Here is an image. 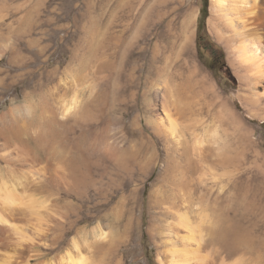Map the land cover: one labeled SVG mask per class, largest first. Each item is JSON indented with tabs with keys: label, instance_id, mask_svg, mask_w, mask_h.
I'll list each match as a JSON object with an SVG mask.
<instances>
[{
	"label": "rangeland",
	"instance_id": "374dc122",
	"mask_svg": "<svg viewBox=\"0 0 264 264\" xmlns=\"http://www.w3.org/2000/svg\"><path fill=\"white\" fill-rule=\"evenodd\" d=\"M211 7L212 0H0V71H10L8 83L28 80L0 96V114L73 74L93 98L85 116L54 130L76 188H34L53 217L35 238L14 235L19 248L1 246L0 254L57 264L73 239L100 225L111 245L97 250L95 264H159L165 226L187 192L221 218L232 262L264 264V78L238 68L229 35L219 40L211 30ZM203 46L217 52L216 70ZM165 108L178 141L158 126ZM35 150L45 163L46 150ZM134 230L137 251L129 253Z\"/></svg>",
	"mask_w": 264,
	"mask_h": 264
},
{
	"label": "bare ground",
	"instance_id": "6f19581e",
	"mask_svg": "<svg viewBox=\"0 0 264 264\" xmlns=\"http://www.w3.org/2000/svg\"><path fill=\"white\" fill-rule=\"evenodd\" d=\"M209 22L219 40L229 35L227 45L234 53L238 68L247 76L263 79L264 0H212ZM9 72L0 71L1 77L5 75L0 78V96L28 87L27 79L12 78L8 83L6 77H9ZM77 77L73 74L67 79L57 78L52 87L41 93L36 100L25 99L17 108L0 114V139L4 141L0 148V247L6 250L14 251L10 249L13 246L19 248L20 239L38 236L33 231L37 232L41 224L53 217V210L48 203L32 193L34 188L43 181L44 184L47 181L66 190L77 186V176L68 166L70 164L67 163L66 155L59 150L56 135L53 145L56 126L78 120L91 103L92 89L84 82L85 85L82 84ZM174 88H168V96L176 105L177 94ZM176 122L175 116L165 108L158 126L163 127L168 137L178 141ZM11 140L15 142L13 146ZM206 142H198L195 150H200ZM212 142L215 143V139ZM40 147L46 150L45 163L37 158L35 148L39 150ZM109 153L110 150H106V154ZM179 196V206L172 210V222L165 226L167 237L160 244L158 263L244 264L232 262L228 256L229 234L221 218L208 205L193 203L187 192H179ZM89 216L80 219V222L90 221L92 218ZM135 231L129 233L134 243L129 253L137 251ZM14 235L20 239H15ZM109 239L106 229L99 225L91 236L73 239L66 258H60L57 264H95L97 250L111 245ZM6 253L0 254V264H17Z\"/></svg>",
	"mask_w": 264,
	"mask_h": 264
},
{
	"label": "flooded vegetation",
	"instance_id": "af4514ba",
	"mask_svg": "<svg viewBox=\"0 0 264 264\" xmlns=\"http://www.w3.org/2000/svg\"><path fill=\"white\" fill-rule=\"evenodd\" d=\"M202 51L208 55L209 60H210V65L213 66V70H216L218 68L219 62V57L217 55V52L209 46H203Z\"/></svg>",
	"mask_w": 264,
	"mask_h": 264
}]
</instances>
